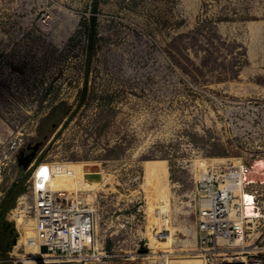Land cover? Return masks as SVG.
Wrapping results in <instances>:
<instances>
[{
  "label": "rangeland",
  "instance_id": "1",
  "mask_svg": "<svg viewBox=\"0 0 264 264\" xmlns=\"http://www.w3.org/2000/svg\"><path fill=\"white\" fill-rule=\"evenodd\" d=\"M87 45L94 69L86 86L103 91L91 90L87 108L64 104L44 115L35 141L41 146L27 171L3 158L0 138V203L15 186L23 188L4 213L11 227L0 234V264H20L28 253L31 215L15 211L17 202L35 169L55 163L67 165L66 182H73L62 190L91 197L98 243L114 249L101 262L100 251H87L81 264H191L200 257L197 182L212 163L244 164L250 151L264 147L257 139L264 0H0V69L11 71L2 84L10 114L19 115L20 88L62 79L63 70L37 76L31 70L77 67ZM59 108L58 124L41 140L42 121ZM87 165L102 174L89 188ZM259 177L254 181L264 191Z\"/></svg>",
  "mask_w": 264,
  "mask_h": 264
},
{
  "label": "built area",
  "instance_id": "2",
  "mask_svg": "<svg viewBox=\"0 0 264 264\" xmlns=\"http://www.w3.org/2000/svg\"><path fill=\"white\" fill-rule=\"evenodd\" d=\"M85 47L86 56L77 67L68 63L66 67L54 66L48 70L41 67L30 71L37 76L63 70L62 79L49 86L36 87L35 90L20 88L18 116L8 111L11 98L2 86L6 78L10 80L11 71L0 69L4 77L0 79V138L4 142L2 155L5 160L16 163L21 151L36 145L38 125L50 110L64 104L81 110L87 108L86 98L95 88L90 89L89 84L86 86L94 66L86 62L90 54L88 45ZM63 48L66 47L61 51ZM14 87L11 85L8 90L12 92ZM94 91L99 95L103 90ZM99 105L97 101L93 107ZM118 118L116 116L115 121ZM76 121L77 116L72 117L71 132ZM28 125L32 128L26 129ZM258 129L257 139L261 142L264 140V109L259 111ZM255 157L262 158L264 162V147L257 146L250 151L244 164L239 161L234 165L228 160L212 163L196 184L197 248L205 264H264V191L261 190V181L249 180L251 161ZM65 165L55 163L37 167L26 183L25 195L18 199L15 211L19 210L24 219L26 214L31 215L28 219L32 220L33 236L29 240L30 246L25 243V248L34 250V253L28 252L20 264L35 261L38 264H81L89 260L85 255L87 251L93 254L100 251L97 256L99 262L113 257L114 249L108 251L98 243L95 229L97 212L88 193L56 187V179L65 170ZM42 167L46 168L44 175L38 174ZM245 195L253 197L256 216L245 214ZM28 197L32 198V206L28 204ZM86 236L88 240H85ZM42 247L47 249V253H41Z\"/></svg>",
  "mask_w": 264,
  "mask_h": 264
},
{
  "label": "bare ground",
  "instance_id": "3",
  "mask_svg": "<svg viewBox=\"0 0 264 264\" xmlns=\"http://www.w3.org/2000/svg\"><path fill=\"white\" fill-rule=\"evenodd\" d=\"M263 168H264V162L263 161H257L256 164H255L254 170L253 171L251 170V172L249 174V176L251 175L249 180H254V178H256V176H258V177L260 176L261 178H263L264 177V173L261 172V170H263ZM64 169L65 170L62 171L63 173L61 175H59L58 178L56 179V184L55 185H56V187L58 189H64V186L68 185L69 183L73 184V182L71 180H69V182L67 183L66 179H65L66 178L65 176H66V173H67V165H65ZM45 172H46V168L45 169H40L38 171V174L44 175ZM82 174H83V177H84L83 168H82ZM252 175L254 176V178L252 177ZM101 176H102V174H101ZM101 180H102V178H101ZM96 183H99V182H89V181L85 180L84 181V186L89 188V187L95 186ZM244 205H245V214L246 215H248L250 217L256 216V209H255V207L253 205V197L252 196H249V195H245L244 196ZM25 235H26L25 240H27V242H25V243L27 244V246H30V241L29 240L33 236L31 228L27 229V231L25 232ZM86 239L88 240L87 236L85 237V240ZM27 251L30 252V253H34V250L30 249V248H28ZM199 256L200 257L196 258V261L194 260V262H192L191 264H205V261H204V258L202 257V255L199 254ZM38 263L39 262L35 261L33 263H26V264H38ZM55 263L56 262H50L48 264H55ZM23 264H25V263H23Z\"/></svg>",
  "mask_w": 264,
  "mask_h": 264
},
{
  "label": "trees",
  "instance_id": "4",
  "mask_svg": "<svg viewBox=\"0 0 264 264\" xmlns=\"http://www.w3.org/2000/svg\"><path fill=\"white\" fill-rule=\"evenodd\" d=\"M62 109H57L54 113H52L49 117L45 118L41 123V128L43 133L41 134V140H44L48 137L49 133L54 129V127L58 124L59 118L62 115ZM23 191V188L16 186L10 190V192L7 195V199L2 201L0 204V234L2 236H5L6 230V224L4 223V213L13 208L15 204V198L17 194H20Z\"/></svg>",
  "mask_w": 264,
  "mask_h": 264
},
{
  "label": "water",
  "instance_id": "5",
  "mask_svg": "<svg viewBox=\"0 0 264 264\" xmlns=\"http://www.w3.org/2000/svg\"><path fill=\"white\" fill-rule=\"evenodd\" d=\"M41 143L36 144L33 147H28L26 150L21 151L17 158L18 165L24 170L27 171L31 163L33 162L36 153L38 152ZM83 173L85 180L89 182H100L101 181V172L97 165H87L83 167ZM11 227L10 224L6 225V229ZM41 253H47L45 247L41 248Z\"/></svg>",
  "mask_w": 264,
  "mask_h": 264
},
{
  "label": "crops",
  "instance_id": "6",
  "mask_svg": "<svg viewBox=\"0 0 264 264\" xmlns=\"http://www.w3.org/2000/svg\"><path fill=\"white\" fill-rule=\"evenodd\" d=\"M3 199H4V198H3ZM1 203H2V202H1ZM1 203H0V204H1Z\"/></svg>",
  "mask_w": 264,
  "mask_h": 264
}]
</instances>
